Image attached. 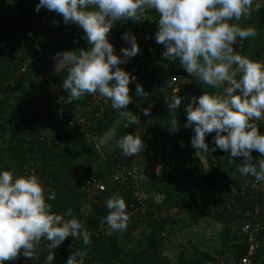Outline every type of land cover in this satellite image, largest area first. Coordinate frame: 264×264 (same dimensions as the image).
I'll return each instance as SVG.
<instances>
[{"label":"trees","instance_id":"1","mask_svg":"<svg viewBox=\"0 0 264 264\" xmlns=\"http://www.w3.org/2000/svg\"><path fill=\"white\" fill-rule=\"evenodd\" d=\"M38 3L39 0H0V62L6 65L0 69V170H9L14 176H23L27 172L25 168L31 163H40L41 166L36 176L44 182L45 197L52 192L56 195L54 200L47 201L52 205V211L61 214L70 208L75 218L88 229L91 244L84 245L82 241H74L72 237H69L58 249L53 250L54 264H66L72 252L77 250L87 252L85 264L95 262L136 264L135 255L125 252L121 246L120 232H113L102 223V219L108 215L109 211L105 206L106 200L118 193L125 199L129 209H134L128 222V228L133 232L142 226L161 232L169 225L178 224L182 221L183 210L188 205L187 198L192 197L205 177H214L221 172L223 151L219 149L215 152L211 151L215 147L211 143L215 133L206 137L209 151L202 155L210 173H207L203 164L197 169H191L187 175L188 186L183 199L172 191L171 183L167 179L164 180L162 174L157 177L156 185L151 184V187L145 189L144 194L150 198L144 202V209L134 196L131 183H114L110 180V184L107 181V185L109 184L107 191H88L82 185L79 175L95 173L106 181L105 177H111L114 171L122 166H134L138 163L149 164L157 156V151L153 150V147L159 140H168L169 147L188 158L200 154L193 148L181 149V142H187L194 135L192 128L184 127L187 123L184 107L190 102L191 97L198 98L204 94V91L208 93L216 91L203 84L197 77H191L185 72L179 60L175 62L165 60L162 56L165 51L163 45L159 44L160 48L154 52L151 50L152 46L139 45L141 52L127 64L120 65L122 69L137 78L129 85L133 103L127 106L126 111L133 112L136 119L140 109H151V115L136 125L126 127V121L119 119V113L112 109L111 102L107 101L106 104L101 103L93 107L92 116L88 118V125L81 127L76 123L75 126H70L72 120L75 119L74 112L77 109L86 108L87 104L93 102L99 93L86 95L78 101L69 103L68 93L63 89V79L66 78L67 72L56 78L52 85L41 74L34 57L39 50H45L55 56L66 51L79 52L89 49L90 45L83 38V30L78 26L74 25L72 31L61 26L62 16L47 9H41L37 13L35 8ZM261 9L259 12H253L248 19L242 18L240 26L252 27L257 19V27L264 30V10ZM149 16L154 19L155 14L149 13ZM148 26L149 29L153 27L152 20ZM113 28H116L117 32L109 37V41L113 44L114 54L123 58L117 49V41L122 39L125 32L135 31V24L132 20L119 21ZM237 41L240 42L239 39ZM250 44L251 38L243 42V56H247ZM263 47L264 43L257 45L255 60L260 56ZM18 51H22L21 56L30 59L29 66L24 73L20 70L19 57H14V53ZM177 74L182 75L184 79L180 84L178 96L185 97V100L181 108L177 110L180 130L175 134H170L168 127L170 110L166 105L171 97L168 85L171 78ZM39 78L44 81L36 83ZM30 80L35 83V90L33 97L27 102V108H34L38 102H45L47 89L51 87L57 92L56 98L54 97L55 99L44 103L39 108L36 107L31 115L21 116L19 123H25L31 127L27 145H6L3 139L9 132V122L6 118L7 105L2 96L14 95L18 90L27 87ZM136 83L142 85L149 93L146 101L136 96ZM58 84L59 86H56ZM111 129L115 130L118 135L117 145L118 141L127 134L139 135L144 140V151L128 158L122 155L116 145L117 151L114 155L103 157L94 141ZM100 159L105 161L103 167H97ZM12 162L18 165L16 173L12 171ZM252 178L251 176L243 177L221 185L211 195L200 199L198 203L202 204L205 216L217 221L231 214L245 218L246 213H253L257 207L263 205L264 199L260 196L251 197L247 191H243ZM157 195L160 199L164 198L161 203L156 200ZM70 218L66 217V219ZM260 221L264 222V216L260 218ZM232 241V246L226 250L225 255L240 257L246 251V240L240 234V230ZM44 242L45 244L38 252L43 262L48 255L47 244L49 243L46 240ZM209 259L210 257L200 258L201 261H209ZM130 260L132 262H129Z\"/></svg>","mask_w":264,"mask_h":264},{"label":"clouds","instance_id":"2","mask_svg":"<svg viewBox=\"0 0 264 264\" xmlns=\"http://www.w3.org/2000/svg\"><path fill=\"white\" fill-rule=\"evenodd\" d=\"M261 8L264 0H39L35 11L47 9L62 16L65 24L83 30V38L90 45L88 50L66 51L56 57L55 71L67 72L63 89L69 103L99 93L111 102L127 127L137 122L136 115L126 111L133 103L129 85L137 78L120 65L127 64L141 49L137 37L125 32L122 39L129 47L120 49L121 58L114 54L109 33L117 22H140L147 11L154 10L159 16L154 39L165 48L163 58L179 60L191 77H197L209 88L222 89L218 93L204 91L198 98L193 96L184 107V127L192 128L194 133L191 147L197 153H207L206 137L215 133L211 151L228 152L230 163L243 157L236 171L264 183V158L254 163L252 155L253 151L264 155V134L254 123L264 118V61L237 54L233 48L238 39L243 44L257 36L255 28L241 27L240 21ZM135 94L144 101L149 96L139 83ZM184 100L185 97L173 95L167 102L170 134L180 130L177 110ZM143 114L150 116V109ZM117 146L128 158L145 149L144 140L136 134L123 136ZM45 192L44 182L36 175L14 176L9 170H0V264L19 257L36 260L42 240L49 242L43 264H54L53 250L69 237L91 244L88 229L75 218L72 209L54 213L47 202L53 196L45 197ZM105 206L109 211L102 223L113 232L127 230L130 212L125 199L114 194ZM86 256V251L77 250L66 264H85Z\"/></svg>","mask_w":264,"mask_h":264},{"label":"crops","instance_id":"3","mask_svg":"<svg viewBox=\"0 0 264 264\" xmlns=\"http://www.w3.org/2000/svg\"><path fill=\"white\" fill-rule=\"evenodd\" d=\"M111 31L114 34L109 37L114 36L117 29L113 28ZM215 91L218 93L222 89H215ZM252 155L254 163L262 156L256 151H253ZM197 156L205 166L207 173H210L202 156L200 154ZM221 159V172L214 177H205L192 197L187 198L188 205L183 210L181 222L169 225L161 232L146 226L140 227L135 232L129 228L119 231L121 246L125 252L135 255L136 264H191L193 262H209L219 255L228 257L225 255L226 250L232 246V240L239 231L240 225L247 219L231 214L225 219L217 221L212 217L205 216L202 204L198 203L200 199L211 195L217 187L244 177L236 171L242 162L240 157L234 158L230 163L229 153L223 152ZM163 199L159 198L158 203H161ZM205 257H210L209 261L200 260Z\"/></svg>","mask_w":264,"mask_h":264},{"label":"built area","instance_id":"4","mask_svg":"<svg viewBox=\"0 0 264 264\" xmlns=\"http://www.w3.org/2000/svg\"><path fill=\"white\" fill-rule=\"evenodd\" d=\"M149 13H154V19H151ZM140 22H134L135 24V31L133 30L132 33L137 37V42L139 45H146L148 47L152 46L151 50L154 52L160 48V45L155 42V32L157 31V22L159 19L158 14L154 10H149L145 13L143 17L140 18ZM152 20L153 27L149 29V23ZM147 37V38H146ZM129 47V45L123 40L119 39L117 41V49L120 51L121 48ZM259 61H264V47L263 50L258 57ZM29 58L21 57L19 58L18 62L20 64L21 73H24L28 66H29ZM183 76L177 74L171 78V82L169 85L170 95H178L180 91V84L183 82ZM15 84V83H14ZM12 84V86L14 85ZM56 86H59L56 85ZM54 92L53 87L50 88ZM56 92V91H55ZM50 96V95H49ZM103 100L106 101V98L103 97ZM107 103V101L105 102ZM99 104V103H98ZM100 105V104H99ZM145 109H140L138 117L136 119V124L140 123L145 116L143 114ZM151 111V109H150ZM89 117H81L79 115H75V119L72 120L70 126H75L76 123L80 124L81 127H85L89 124L88 122ZM150 119H148L149 121ZM258 127H260L261 134H264V118L259 121H254ZM89 136V135H87ZM96 141V139H95ZM94 141V142H95ZM96 144V142H95ZM259 158H264L262 155ZM240 160L243 161L244 158L240 157ZM136 166H122L118 170L114 171L111 175L110 180L114 183H131L132 187L134 188V196L140 202L143 209L145 208L144 202L150 198V196L146 194H141L138 189V172L136 170ZM158 168V167H157ZM82 185L88 191H96V192H105L107 191V181L98 177L95 173H88V174H80L79 175ZM244 188L243 191H247L251 197L260 196L261 199H264V183H257L255 182L254 178L249 182V184ZM50 195L53 196L54 200L56 195L52 192ZM264 216L263 212V205L257 207V209L253 213H246L245 218L247 219L246 222L241 225L240 234L246 240V251L240 257H224V256H217L214 260L209 262H193L191 264H264V222L260 221V218ZM75 241L81 242L82 239L73 238ZM83 242V241H82ZM45 244L44 240H42L39 248L40 250ZM5 264H43L40 256L37 253L36 260L33 259H25L23 257H19L15 261L8 262L6 261ZM94 264H101L100 262H95Z\"/></svg>","mask_w":264,"mask_h":264},{"label":"rangeland","instance_id":"5","mask_svg":"<svg viewBox=\"0 0 264 264\" xmlns=\"http://www.w3.org/2000/svg\"><path fill=\"white\" fill-rule=\"evenodd\" d=\"M264 10V8H262ZM261 9V10H262ZM256 24H254L252 27L256 29L257 31V36L254 38H251V44L250 48L248 49L247 57L250 59L255 60V52H256V47L258 44L264 43V30L259 29L257 27V19H255ZM61 26L64 27V29L68 31H72L74 25H68L65 24L63 21V18L60 22ZM118 27V26H117ZM114 32L111 31L109 35H113ZM88 50V49H84ZM22 51H18L14 53V57L16 58H21ZM18 58V60H19ZM6 66L4 63L0 62V69H3V67ZM41 78L37 80L36 83H39ZM35 83L30 80L29 83H27V87H25L22 90H18L14 95L12 96H7L3 95L2 97L4 98V101L6 102L7 105V115L6 118L8 119V125H9V132L5 135L4 139L6 145H27L29 142V134L31 127L25 123H19V120L21 116L25 115H31L36 107H40L41 105L43 106L44 103L49 102L52 99H55L57 92H51V89H47V99L45 102L40 103L38 101L36 106L34 108H27L28 101L30 98L33 97V93L35 90ZM50 95V96H49ZM55 97V98H54ZM38 99V98H37ZM171 100V97H170ZM95 101V102H94ZM93 102L88 103L87 107L84 108L83 110L77 109L74 113L76 115H79L81 117H91L92 116V111L94 110L93 107L95 105L104 103L106 104L103 100V96L101 95H96L94 98ZM170 102V101H168ZM167 105V104H166ZM91 107V108H90ZM191 138L188 139L186 142L185 150L186 149H192L191 147ZM206 143L207 140H206ZM168 140H159L154 144L153 150L157 151V156L154 158L152 162L149 164L142 163V164H137L134 165L136 166V170L138 172V189L141 192V194L146 193L145 189L147 187H151V184L155 185L157 184V177L162 174V178L165 180L167 179L171 183V189L172 191H175L177 195L183 199L185 189L188 186V180H187V175L188 172L191 169H197L198 167L202 166V162L200 161L199 157L192 156V157H186L184 156L181 152L177 151L174 148L169 147L168 145ZM204 153H200L202 156ZM139 158V157H138ZM98 166H104L105 161L103 159L98 160ZM17 164L15 162L11 163L12 171L16 173L17 171ZM41 164L37 162V164H30L27 168L25 175H36L37 172L40 169ZM158 167V168H157ZM194 167V168H193ZM145 177L144 179H140V177ZM106 181L110 184V177H105ZM105 180V179H104ZM108 184V186H109ZM150 185V186H149ZM159 186V184L157 185ZM85 207H83L84 209ZM71 219V218H70Z\"/></svg>","mask_w":264,"mask_h":264},{"label":"water","instance_id":"6","mask_svg":"<svg viewBox=\"0 0 264 264\" xmlns=\"http://www.w3.org/2000/svg\"><path fill=\"white\" fill-rule=\"evenodd\" d=\"M234 51L237 52V54L242 55V44L240 42H236V44L233 45ZM74 52V51H73ZM62 54V53H59ZM58 55V54H57ZM57 55L53 56L49 52L45 50H39L37 55L34 57V61L40 70L41 74L45 77V79L50 83L54 84L57 77H59L62 73H66V70L61 72L55 71V66L58 63V60L56 59ZM117 133L115 130L111 129L109 132L105 133L103 136L96 139V146L99 152L103 157L112 156L117 151ZM186 146V142H181V149L184 150ZM159 199V196L156 197V200ZM134 209H129L128 211L131 212ZM106 226V224H104Z\"/></svg>","mask_w":264,"mask_h":264},{"label":"flooded vegetation","instance_id":"7","mask_svg":"<svg viewBox=\"0 0 264 264\" xmlns=\"http://www.w3.org/2000/svg\"><path fill=\"white\" fill-rule=\"evenodd\" d=\"M58 78V77H57Z\"/></svg>","mask_w":264,"mask_h":264}]
</instances>
